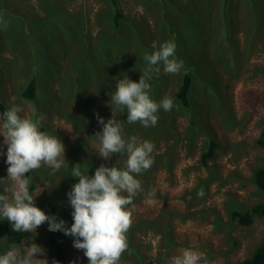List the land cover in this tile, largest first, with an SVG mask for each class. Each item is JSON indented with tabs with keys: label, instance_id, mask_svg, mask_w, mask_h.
Masks as SVG:
<instances>
[{
	"label": "rangeland",
	"instance_id": "374dc122",
	"mask_svg": "<svg viewBox=\"0 0 264 264\" xmlns=\"http://www.w3.org/2000/svg\"><path fill=\"white\" fill-rule=\"evenodd\" d=\"M5 1L8 10L24 23L22 34L17 32L15 26L0 27V40L3 42V46H0V101L8 109L13 102L11 98L15 97V103L23 109L22 116L35 119L43 115L42 126L46 133L61 139L68 162H92L93 155L97 156L94 145L98 143V137L92 133L99 132V128L88 121L86 125L89 131L82 132L79 137L65 116L72 113L75 104L66 94L69 90L67 77L75 72L71 63L77 58L80 49L76 47L69 50V46L62 45L55 37L42 41L53 30L50 22L53 16L48 18L43 0ZM59 1L66 13L78 11L83 14L85 30L93 45L100 39L102 43L107 29L99 30L102 24L107 26L108 17L104 16L105 19L101 20V9L106 6V0ZM117 1L130 22L129 25H121L118 35L126 37L138 49L145 46L150 48L153 44L158 47L168 41L166 32L169 33L171 23L180 41L179 51L182 53L185 47L190 49L189 45L192 44L191 49L200 59L207 61V68L202 70L204 76L209 77V92L197 90L190 93L191 104L195 107L193 113L167 116L163 121L170 129L157 140L152 153L155 156L153 167L136 177L141 182L143 192L137 195L134 207L129 206L131 225L137 221H149L151 224L147 228L141 224L134 228L130 233L129 245L137 249L138 255H142L143 264H169L170 258L180 255L185 248L203 253L207 264H232L239 261L254 250L264 235L263 218L255 217L249 225L232 224L224 208L228 199L242 203L245 207L264 202V191L250 180L252 171L264 166V148L256 143L264 129V0ZM27 17L30 19L26 20ZM74 17H77V13ZM116 40L115 35L110 42ZM199 43L209 44L204 53L196 47ZM152 51L154 49H145L149 54ZM99 56L98 53L96 61L89 65L104 68ZM184 56L188 57L189 54ZM46 61L49 69L44 70ZM189 71L193 75L194 86L201 87L199 75L191 68ZM43 72L48 73V76L51 73V77L41 79ZM97 74L100 78L99 70ZM161 74H164L163 71ZM31 77H35L38 84L35 92L38 104L21 97L23 86ZM173 77L179 79V74ZM83 83L88 91L90 83L86 77ZM173 89L172 80L167 92L172 93ZM192 115L199 129L219 143L214 158L209 160L207 166H201L198 162L205 136L198 131L188 130L189 117ZM188 132L198 135L189 146L185 139ZM150 133L142 134L141 138H146ZM2 144L3 137L0 136ZM2 151L0 179L7 177L6 145ZM117 158L115 154L112 161ZM99 159L100 165L103 163L107 166L108 161ZM96 168L90 176L94 175ZM50 171L48 167L42 166L31 172L36 177L33 193L44 190L35 198V204L38 207L45 201H51L56 209L54 215L57 220L63 219L66 226L71 227L72 209L67 193L77 182L66 177L65 167L54 175H50ZM240 178L249 180L242 184ZM7 183L10 182L0 180V194ZM201 190L202 197L198 196ZM151 191L155 192L154 203L148 205L144 200ZM206 209H214L220 214L222 221L218 230L211 222L214 217ZM7 228L12 234L0 226V255L13 246L22 253V243L32 241L46 250V256L37 258L47 259L48 264H53V260L59 261L57 247H60V255H63L59 264L73 261L75 264H88L83 251L73 247V237L57 231L55 243L48 242L50 231L47 222L37 228L36 234L15 232L10 224ZM164 233H169L176 243L165 249L166 253L161 245ZM233 244L235 246L231 248ZM134 261L127 248L119 264H133ZM200 264H204V261Z\"/></svg>",
	"mask_w": 264,
	"mask_h": 264
},
{
	"label": "clouds",
	"instance_id": "9594fccd",
	"mask_svg": "<svg viewBox=\"0 0 264 264\" xmlns=\"http://www.w3.org/2000/svg\"><path fill=\"white\" fill-rule=\"evenodd\" d=\"M150 54L145 52V67L140 70L139 82L131 80L127 75L116 81L115 91L110 97L111 118L105 120L95 113L102 131L95 135L98 143L94 150L99 158L110 160L115 154H124L127 159L123 168L101 164L90 176L81 171V163L71 167V176L78 182L71 186L67 193L72 209L73 223L66 226L63 219L57 220L55 215H48L35 204V198L43 191L30 193L29 173L42 166L51 169L54 175L62 167H68L65 158V145L57 136L41 131L43 115L35 119L21 115L23 109L12 97L11 106L0 115V155L7 146V177L0 194V217H3L18 233H35L38 227L47 222L48 230L62 232L73 237V247L82 250L88 264H119L122 254L127 250L126 233L131 227L132 218L129 206L134 207V198L143 188L136 177L149 170L154 164L152 153L155 145L149 140L141 141L137 136L125 138L124 129L117 119L127 112L129 124L139 123L143 127H154L158 123V112L171 111L174 99L164 96L159 102L152 99L150 81L164 74L177 75L184 69V62L176 58V44L169 40L158 47L153 44ZM126 194V195H125ZM155 192L146 195L145 204L154 203ZM203 196V191L198 192ZM23 244V251L15 246L0 255V264H48L46 250L30 242ZM207 264L203 253L193 248L181 250L180 255L170 258L169 264ZM53 264L59 261L53 260ZM75 264V262H70Z\"/></svg>",
	"mask_w": 264,
	"mask_h": 264
},
{
	"label": "trees",
	"instance_id": "16d2710c",
	"mask_svg": "<svg viewBox=\"0 0 264 264\" xmlns=\"http://www.w3.org/2000/svg\"><path fill=\"white\" fill-rule=\"evenodd\" d=\"M106 3V6L101 9L103 11L101 14V20L105 19L104 16L108 17L107 26L106 24H102L99 32L103 31V28H106L107 33L102 43L100 39L95 43V45H93L92 40L88 39L89 35L85 30L83 14L81 12L74 11V13H72L68 11L66 13L63 10V6L59 0H43V6L47 12L48 18L53 16V21H50L53 30L51 29L52 31L46 37H44L42 41L45 42L52 38L54 39L55 37L59 43H62V45L69 46V50H72L76 47L80 49L78 51L77 58L73 59V62L71 63V66L74 67L75 72L71 75V77H67V79H69L67 83L69 90L66 94L72 99V102L75 103V107L72 106V113L65 115L66 118L70 120L75 132L79 137L82 135V132L84 133V131H89V127L86 125L88 121L93 122L96 127L99 128L97 129L98 131H102V126L98 123L95 113H99V115L105 118V120L111 118V109L109 105L110 99L108 100V98L110 94H113L115 91L116 81L127 75L131 80L139 82L141 75L140 70L145 67V61L143 60L145 49H153L152 46L150 48L145 46L144 48L138 49L137 45H131L126 37L118 35L121 25L123 23H127L129 25L130 22L120 10L117 0H106ZM75 13H77V17H74ZM63 18H67V20H63ZM29 19L30 18L27 17L26 20ZM23 23L24 21L20 17L13 15V12L8 10L6 1L0 0V27L15 26L17 32L22 34ZM169 26V33L166 32L168 35V41L172 40L175 42L176 58L184 62V69H182L181 73L179 74V79L176 80L173 77L175 75H166L160 73L158 77L150 81L152 85L150 95L152 99L157 102H159L164 96H170L174 99L175 107L171 111H164L161 109L158 112L159 119L156 126L148 128L143 127L139 123L129 124L126 121L127 112L125 111L122 114L118 112L117 119L120 120L123 126L125 138L135 135L141 141L149 140L154 143V145H156L161 134H167L170 129L164 125L163 121L172 115H184L186 112L193 113L195 111V107L191 104L190 93L197 90H199V92L201 90L209 92V77L207 75L204 76V71L202 70L207 68V61L200 59L197 53L191 49L193 46L192 44L189 45L191 46L190 49H186L185 47L183 48V52H186L181 53L178 47V43L180 41L178 40L177 34L175 33L174 26L171 23ZM115 35L117 40L116 42L111 43L110 39ZM0 46H3L2 40H0ZM196 47H199L201 53H204L209 47V44L199 43L196 45ZM65 52L67 53V51ZM98 53L100 54L99 61H102L101 64L104 66V68L98 65H89L90 63H94L96 61V55ZM184 54H189V56L185 57ZM108 60L111 62H109V64H105V62ZM43 65L45 66V68H43L44 70L49 69L47 68V61ZM55 67L56 66L53 68ZM190 68L195 74L199 75V79L202 82L201 87L198 88L194 86V78L192 73L189 71ZM98 70L100 71V78H98ZM92 71H95V73L93 74ZM47 76L48 73L43 72V74H41V79H44ZM48 77H51V73H49ZM84 77H86L90 83V88L88 91L85 88V83H83ZM172 80L174 81V89L171 93V91L167 92V89L172 83ZM37 86L38 84L36 78H29L23 86L21 97L25 100H28L29 102L38 104L39 100L37 99L35 93ZM5 110H7L6 104L0 101L1 115ZM189 122V131H193L195 133L198 131L205 136L204 140L201 142V152L198 162L201 166H207L209 160L214 158L216 149L219 147V143L211 135L208 136L207 133L205 134L202 129H199L193 115L189 117ZM40 130L46 132L45 127L43 126ZM149 132L151 133L146 138H141L142 134ZM95 134L96 133H92V135ZM186 134L185 139L187 141V145L189 146L198 135L194 136L192 132H188L187 137ZM256 143L264 148V129L261 130ZM117 155L118 158L115 161H112V158L108 160L107 166H115L117 168L124 167V162L127 159L126 155ZM93 156L94 159H92V162H69L70 165L65 168L67 173L66 177L74 179L76 182H78V178L71 176V167L76 163H81L82 172L85 174H90L95 167L100 165L99 157L96 155ZM153 158L155 162V156H153ZM145 172H142L140 175L145 174ZM28 175L30 177L29 191L30 193H33L36 186V177H34L31 172ZM143 177H146V175H143ZM240 179L242 184H244L248 178ZM250 180L254 182L259 190L264 191V166L253 170ZM136 198L137 196L134 198V201ZM38 207L48 215H54V212L56 211L54 204L51 201H45L42 204H39ZM224 208L228 214V221H230L232 224L249 225L255 217L264 219V202L245 207L242 203L234 202L233 200L228 199L225 201ZM206 211H208L209 214H212L214 217L211 222L216 225L215 229L218 230L222 221L220 214L214 209H206ZM140 224L143 225V228H147L151 223H149V221H137L131 225L130 229L126 233L128 251L130 256L135 258L133 264H143L142 255H138L137 249L132 248L129 245L131 231ZM1 225L3 226L4 230L8 232V234H12V232L7 228L9 223L3 217H0V226ZM55 234V232L50 231V234L47 237L49 243H55V240L57 239ZM175 244L176 243L173 241V238L169 233H164L162 235L161 245L164 247V253H166V250ZM234 246L235 245L233 244L231 248ZM52 247L55 249L54 246ZM57 249L58 251H56V255H58L57 259H59L60 262L63 255H60V247H57ZM232 264H264V235L262 236L258 245L247 257Z\"/></svg>",
	"mask_w": 264,
	"mask_h": 264
},
{
	"label": "bare ground",
	"instance_id": "6f19581e",
	"mask_svg": "<svg viewBox=\"0 0 264 264\" xmlns=\"http://www.w3.org/2000/svg\"><path fill=\"white\" fill-rule=\"evenodd\" d=\"M28 26V25H27ZM31 33V32H30Z\"/></svg>",
	"mask_w": 264,
	"mask_h": 264
}]
</instances>
